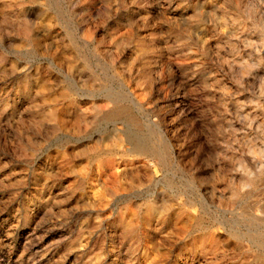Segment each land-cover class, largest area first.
<instances>
[{
  "label": "rangeland",
  "instance_id": "374dc122",
  "mask_svg": "<svg viewBox=\"0 0 264 264\" xmlns=\"http://www.w3.org/2000/svg\"><path fill=\"white\" fill-rule=\"evenodd\" d=\"M0 264H264V0H0Z\"/></svg>",
  "mask_w": 264,
  "mask_h": 264
}]
</instances>
